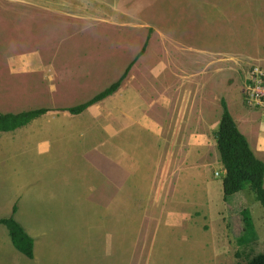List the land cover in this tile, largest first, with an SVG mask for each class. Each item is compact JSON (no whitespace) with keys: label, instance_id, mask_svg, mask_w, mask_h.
I'll return each instance as SVG.
<instances>
[{"label":"rangeland","instance_id":"374dc122","mask_svg":"<svg viewBox=\"0 0 264 264\" xmlns=\"http://www.w3.org/2000/svg\"><path fill=\"white\" fill-rule=\"evenodd\" d=\"M147 41L115 95L81 115L63 110L116 82ZM256 67L264 0H0V111L50 110L0 132V218L17 203L35 239L29 258L0 224V264H251L264 253V206L250 187L186 210L181 227L172 208L185 198L181 164H222L215 142L187 140L208 125L216 139L223 98L264 125L247 100Z\"/></svg>","mask_w":264,"mask_h":264},{"label":"trees","instance_id":"16d2710c","mask_svg":"<svg viewBox=\"0 0 264 264\" xmlns=\"http://www.w3.org/2000/svg\"><path fill=\"white\" fill-rule=\"evenodd\" d=\"M148 45L149 41L145 43L136 61L129 65L116 82L96 94L90 100L63 110L73 115H81L92 106L115 95L128 78L134 63L146 53ZM222 106L223 114L219 129L215 132V138L221 153V161L227 172L223 181L225 198L229 199L230 196L244 190L248 186L255 192L258 200L264 206V160L257 156L248 138L239 129L225 98L222 99ZM49 111L48 108L33 109L19 113H3L0 111V132H13L23 128ZM17 211L18 204L16 203L12 215L0 218V224L8 228L14 246L27 257L34 258L35 239L17 220L15 216ZM243 220L244 231L251 232L255 225L248 209H244L243 211ZM251 264H264V253L256 256L251 261Z\"/></svg>","mask_w":264,"mask_h":264},{"label":"crops","instance_id":"0c3cea01","mask_svg":"<svg viewBox=\"0 0 264 264\" xmlns=\"http://www.w3.org/2000/svg\"><path fill=\"white\" fill-rule=\"evenodd\" d=\"M195 50L201 48L199 46L191 47ZM234 119L239 127V129L246 135L248 141L250 142L251 147L256 152L257 156L260 159L264 158V125L263 122L257 121V115L255 110L244 109L238 117L233 115ZM221 122V121H220ZM147 128L154 133L156 136L163 134V130L159 129L157 124L147 125ZM205 132L193 134L194 136H190L188 138L189 146H197L201 147L200 149L206 150L209 149L208 146L212 145L213 142L217 144L216 139L213 140L210 137V133L207 131L209 129V125L205 126ZM207 131V132H206ZM209 133V134H208ZM211 156H205L204 160L200 161L198 164H188L185 162L180 165V176L178 177V186H179V194L183 195L185 198L182 199V205H180L176 209V211L180 212H172L174 213V219H176L175 224L172 226H183L191 219V214L186 210L192 209H202V208H210L215 209V201L223 200L224 204L228 200L225 198L224 192V178L226 176V169L223 163L217 164L216 162H212L210 159ZM166 164L167 161L171 160L170 152L166 154ZM171 162V161H170ZM216 167L215 171H212V167ZM220 169V170H219ZM184 170V171H183ZM220 173V175H216V173ZM218 176V177H217ZM165 180V179H164ZM162 184H164L162 182ZM160 185V189L156 192H163V185ZM180 203V202H179ZM159 204V203H158ZM181 209V210H180ZM184 210V211H183ZM168 218V217H167ZM166 218V219H167ZM173 219V220H174ZM172 217L168 218V221L171 222ZM174 222V221H173Z\"/></svg>","mask_w":264,"mask_h":264},{"label":"built area","instance_id":"2783aa9c","mask_svg":"<svg viewBox=\"0 0 264 264\" xmlns=\"http://www.w3.org/2000/svg\"><path fill=\"white\" fill-rule=\"evenodd\" d=\"M250 76L251 79L248 80L247 84V100L253 106L258 109L259 107L264 108V69L263 68H253ZM260 109V108H259ZM264 119V113H263ZM217 175H220L218 172Z\"/></svg>","mask_w":264,"mask_h":264}]
</instances>
